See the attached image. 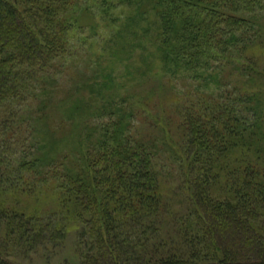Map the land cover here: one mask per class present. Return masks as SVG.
<instances>
[{
  "label": "trees",
  "instance_id": "trees-1",
  "mask_svg": "<svg viewBox=\"0 0 264 264\" xmlns=\"http://www.w3.org/2000/svg\"><path fill=\"white\" fill-rule=\"evenodd\" d=\"M120 1L136 8L119 21L123 43L140 36L142 20L151 24L153 51L137 71L157 67L163 84L197 85L167 107L168 123L143 95L103 93L102 83L85 84L88 98L77 88L51 102L47 81L69 56L82 15L107 12L108 0H0L3 250L55 244L73 223L79 264H264V0ZM228 71L234 80L220 82ZM95 90L102 98L93 102ZM149 126L163 133L165 150ZM44 186L58 202L48 215L5 201Z\"/></svg>",
  "mask_w": 264,
  "mask_h": 264
},
{
  "label": "rangeland",
  "instance_id": "rangeland-1",
  "mask_svg": "<svg viewBox=\"0 0 264 264\" xmlns=\"http://www.w3.org/2000/svg\"><path fill=\"white\" fill-rule=\"evenodd\" d=\"M98 2L101 4L102 0H98ZM100 4L95 5V8L101 9ZM108 4L109 6L106 4L107 12H99L95 18L85 14L82 15V22L85 25L77 26L69 56L61 59L58 63V66L60 63L62 64L58 75L55 73L51 74L52 78L47 81V87L45 88L48 90L51 102H59L61 98L66 97L67 93L72 96L76 95L77 88L84 91L86 98H88L89 93L92 92L89 91L85 84H92L97 90L99 84L102 83L100 88L102 87L103 93L111 90L121 96H124L129 91L137 93L139 96L143 95L145 102L148 103L147 109L156 112L157 116H163L165 122L168 123L170 120L168 119L167 121L166 119L168 118V110L173 108V106L170 109H167V107L173 104L175 100H180L182 90L196 89L197 85L192 82L189 84L182 79L176 80L173 86L169 85L164 79L163 84L162 76H159L156 72L158 71L157 67L151 70V73L141 74L140 71H137L144 69L145 64L141 60L143 55L153 51L149 41V35L151 34L149 29L151 26L150 20H142L140 25L137 26V30L140 32V36L137 39L134 38L128 43H123L124 40L121 41L117 35L119 21L125 20L128 15L134 14L136 8L134 5H129L120 0H108ZM262 22V33L260 34L262 39L260 38L259 40L261 48L259 49L258 47L257 58L258 67L264 73V20ZM115 25L117 26L115 27ZM147 25L149 26L148 28H146ZM130 29L121 27L125 35L130 32ZM152 72L156 73L152 75ZM54 75H57V77ZM233 78L234 76L230 75L228 71L220 74L219 80L220 82L230 83L234 80ZM209 83L210 88L217 86L214 78L213 80L210 79ZM105 84L106 86H104ZM96 90L93 93V102L100 98L101 95ZM149 92L153 93L150 94ZM145 94H149L150 97H145ZM153 103L157 105L152 109L150 105H153ZM162 104L165 108L161 106ZM159 107L163 108L165 112L163 113L159 110ZM147 112L145 111L143 114L147 116ZM61 117L62 113L59 110L50 122L49 127L54 128L61 121ZM171 118L174 120V116ZM69 120L66 115L63 116V121L67 122V124H69ZM146 120L143 121L145 125L149 119ZM150 122H153V119L151 120L150 118ZM170 123L172 125L174 122ZM69 132V125L66 128L60 127V129L56 130L59 136ZM146 133L149 137L152 136L159 140L158 146L165 150L161 141L163 133L158 128L149 126ZM163 153L165 154L166 151H163ZM162 157H165V155ZM166 157H168V154H166ZM169 180L171 179H164L165 184L168 183L167 186H171V183L168 182ZM4 199H6V195ZM17 199L15 196H9L5 201L7 204L11 202L17 203L26 212L42 216L58 210L57 196L50 186H44L42 191L39 190L33 195L20 193L17 195ZM70 226L63 240L55 244L45 242V245L30 246L26 251L10 248L9 250H3L1 246L2 237L0 235V257L10 261L12 264H79L80 250L77 232L80 227L78 224L74 225L73 223Z\"/></svg>",
  "mask_w": 264,
  "mask_h": 264
}]
</instances>
